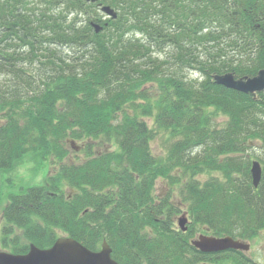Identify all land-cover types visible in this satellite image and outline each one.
Masks as SVG:
<instances>
[{
  "label": "trees",
  "instance_id": "16d2710c",
  "mask_svg": "<svg viewBox=\"0 0 264 264\" xmlns=\"http://www.w3.org/2000/svg\"><path fill=\"white\" fill-rule=\"evenodd\" d=\"M262 69L264 0H0V170L34 153L58 164L9 195L3 246L68 235L92 250L107 240L118 264H260L192 239L264 230V90L216 78ZM71 141L83 161H66Z\"/></svg>",
  "mask_w": 264,
  "mask_h": 264
},
{
  "label": "water",
  "instance_id": "95a60500",
  "mask_svg": "<svg viewBox=\"0 0 264 264\" xmlns=\"http://www.w3.org/2000/svg\"><path fill=\"white\" fill-rule=\"evenodd\" d=\"M101 9L109 16L116 17L117 15L115 10L108 5L102 6ZM216 78L219 83L243 92L264 90V69L260 70L258 75L245 79H236L231 73ZM71 144L75 145V142L71 141ZM77 148L79 149V147ZM251 174L254 186L258 187L262 178V165L257 159L252 161ZM178 221L180 228L186 231L188 216L183 214ZM192 244L205 253L221 252L228 249L246 252L250 249L249 242L236 239L230 235L216 236L201 233L192 239ZM0 264H118V262L113 258L112 248L107 240L103 241L100 250H92L75 238L62 235L48 248L31 244L26 253L0 250Z\"/></svg>",
  "mask_w": 264,
  "mask_h": 264
},
{
  "label": "rangeland",
  "instance_id": "374dc122",
  "mask_svg": "<svg viewBox=\"0 0 264 264\" xmlns=\"http://www.w3.org/2000/svg\"><path fill=\"white\" fill-rule=\"evenodd\" d=\"M190 75V72H187ZM224 117H219V120H223ZM151 123V121H149ZM80 145H84L80 142ZM168 145V140L165 135H158L153 141V146L155 149H160ZM109 145H96L95 150H104L108 148ZM111 149L114 146L110 147ZM84 150L73 149L66 159L68 162H81L85 158ZM58 167V164L43 160L42 156L38 154L26 155L11 171L0 170V250L11 251V248H6L1 242L2 234V209L9 202V195L20 193L22 188H27L34 185H42L46 182L47 177L53 174ZM178 191V190H177ZM169 192V186L164 179H158L154 194L159 197L166 196ZM173 199H178V195L175 193ZM186 209V208H184ZM184 212L180 213L178 218L183 215ZM178 226V219H177ZM250 249L245 253L251 257L253 260L260 264H264V230H262L257 237L249 241ZM202 264H215L213 262H203ZM227 264V263H226Z\"/></svg>",
  "mask_w": 264,
  "mask_h": 264
},
{
  "label": "flooded vegetation",
  "instance_id": "af4514ba",
  "mask_svg": "<svg viewBox=\"0 0 264 264\" xmlns=\"http://www.w3.org/2000/svg\"><path fill=\"white\" fill-rule=\"evenodd\" d=\"M98 153H100L101 151H97ZM85 156H86V154H85Z\"/></svg>",
  "mask_w": 264,
  "mask_h": 264
}]
</instances>
